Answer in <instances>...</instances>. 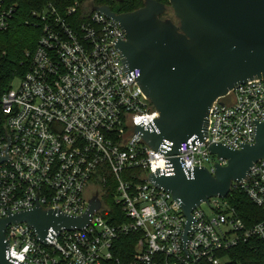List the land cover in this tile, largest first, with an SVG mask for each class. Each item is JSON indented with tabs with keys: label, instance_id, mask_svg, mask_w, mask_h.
Wrapping results in <instances>:
<instances>
[{
	"label": "built area",
	"instance_id": "2783aa9c",
	"mask_svg": "<svg viewBox=\"0 0 264 264\" xmlns=\"http://www.w3.org/2000/svg\"><path fill=\"white\" fill-rule=\"evenodd\" d=\"M80 6L75 0L63 11L49 4L33 12L41 28L37 46L28 52L24 74L0 95V158H6L0 163V217L38 204L78 217L96 193L102 207L82 229L50 228L47 243L26 222L10 223L7 258L19 264H228V251L264 239V222L246 226L228 196L211 197L193 210L184 241L181 203L150 178L173 173L166 152L172 143L155 150L136 130L157 129L159 112L139 83L141 70L129 69L116 47L126 33L93 7L79 17ZM16 10V0H0V30L9 29ZM257 121L264 122V77L218 98L204 141L189 139L174 156L186 174L196 167L214 173L217 163L227 162L209 145L241 149L254 143ZM108 174L124 213L116 221L104 217ZM233 187L264 210V159ZM128 236H136L134 246L121 247L118 241Z\"/></svg>",
	"mask_w": 264,
	"mask_h": 264
},
{
	"label": "water",
	"instance_id": "95a60500",
	"mask_svg": "<svg viewBox=\"0 0 264 264\" xmlns=\"http://www.w3.org/2000/svg\"><path fill=\"white\" fill-rule=\"evenodd\" d=\"M176 19L163 18L167 6L146 0L143 7L117 13L108 5L94 6L125 31L127 40L117 49L129 69L139 68V83L159 112L157 129L136 127L155 150L171 142L166 150L173 165L172 174L150 178L181 203L187 217V241L192 212L211 197H227L234 182L243 183L254 164L264 159V122H256L254 143L234 149L221 143L209 150L226 165L216 164L212 173L196 167L186 174L178 154L182 143L195 138L204 141L213 103L248 80L264 77V0H169ZM6 158H0V163ZM82 216H68L34 209L0 217V264H19L7 258L6 229L10 223L26 222L47 243L48 231L82 229L93 213L102 207L96 193ZM27 264V263H20Z\"/></svg>",
	"mask_w": 264,
	"mask_h": 264
},
{
	"label": "trees",
	"instance_id": "16d2710c",
	"mask_svg": "<svg viewBox=\"0 0 264 264\" xmlns=\"http://www.w3.org/2000/svg\"><path fill=\"white\" fill-rule=\"evenodd\" d=\"M75 0H16L17 10L9 29L0 30V95L10 86L11 82L18 76H22L28 68V52H33L40 37V26L36 25L37 17L34 11H40L45 6L52 4L60 11L72 5ZM146 0H81L79 17L84 18L91 12L94 6L108 5L117 13L135 11L144 6ZM167 6L164 17L173 18L177 23L169 0H157ZM136 172V171H135ZM137 174L139 171L136 172ZM125 174V173H124ZM108 185L101 191L106 207L109 209L104 217L110 221H116L124 217L120 205L115 202L113 193L116 188L114 177L108 174ZM127 176V175H126ZM97 184L100 177L97 176ZM228 200L235 207L237 214L246 226H252L264 222V210L255 204L248 194L241 188L233 187ZM119 219V220H120ZM136 236H128L118 241L121 247L134 246ZM228 264H264V239L252 238L248 242L241 243L228 251ZM122 259L126 258V252H120Z\"/></svg>",
	"mask_w": 264,
	"mask_h": 264
},
{
	"label": "rangeland",
	"instance_id": "374dc122",
	"mask_svg": "<svg viewBox=\"0 0 264 264\" xmlns=\"http://www.w3.org/2000/svg\"><path fill=\"white\" fill-rule=\"evenodd\" d=\"M18 83H19V79H16L15 82H14L13 84H14L15 87H16V84H18ZM204 209H206V211H208V212L210 211L207 205H204Z\"/></svg>",
	"mask_w": 264,
	"mask_h": 264
},
{
	"label": "flooded vegetation",
	"instance_id": "af4514ba",
	"mask_svg": "<svg viewBox=\"0 0 264 264\" xmlns=\"http://www.w3.org/2000/svg\"><path fill=\"white\" fill-rule=\"evenodd\" d=\"M162 17H163V18H166V17H164V14L162 15Z\"/></svg>",
	"mask_w": 264,
	"mask_h": 264
}]
</instances>
